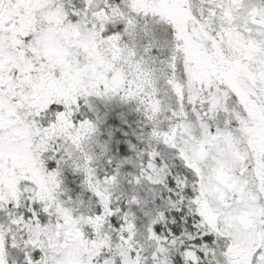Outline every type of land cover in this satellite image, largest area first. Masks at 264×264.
I'll return each instance as SVG.
<instances>
[{
    "label": "snow or ice",
    "instance_id": "snow-or-ice-1",
    "mask_svg": "<svg viewBox=\"0 0 264 264\" xmlns=\"http://www.w3.org/2000/svg\"><path fill=\"white\" fill-rule=\"evenodd\" d=\"M0 264H264V0H0Z\"/></svg>",
    "mask_w": 264,
    "mask_h": 264
}]
</instances>
